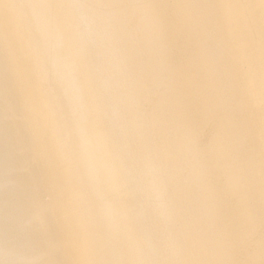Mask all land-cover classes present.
Returning <instances> with one entry per match:
<instances>
[{
	"label": "bare ground",
	"instance_id": "6f19581e",
	"mask_svg": "<svg viewBox=\"0 0 264 264\" xmlns=\"http://www.w3.org/2000/svg\"><path fill=\"white\" fill-rule=\"evenodd\" d=\"M0 93V263L264 264V0H0Z\"/></svg>",
	"mask_w": 264,
	"mask_h": 264
},
{
	"label": "rangeland",
	"instance_id": "374dc122",
	"mask_svg": "<svg viewBox=\"0 0 264 264\" xmlns=\"http://www.w3.org/2000/svg\"><path fill=\"white\" fill-rule=\"evenodd\" d=\"M0 100H1V93H0ZM6 112H4L3 114H5ZM15 119H20V116L16 115ZM216 123L214 120H211L210 122H208L205 130H204V134L202 135V137H200L197 141V143L199 145L203 144L206 141V138L212 134V132L214 131L215 127H216ZM126 142L128 143V145L133 148L135 146V142L131 139V138H127ZM26 158L29 160V155L26 156ZM139 200V199H138ZM32 212L29 211L26 215V217L31 216ZM3 243L0 242V246ZM2 264V263H0Z\"/></svg>",
	"mask_w": 264,
	"mask_h": 264
}]
</instances>
